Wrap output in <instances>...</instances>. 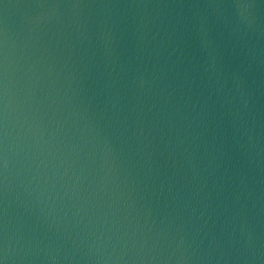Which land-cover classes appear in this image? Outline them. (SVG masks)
I'll list each match as a JSON object with an SVG mask.
<instances>
[{"label": "water", "instance_id": "1", "mask_svg": "<svg viewBox=\"0 0 264 264\" xmlns=\"http://www.w3.org/2000/svg\"><path fill=\"white\" fill-rule=\"evenodd\" d=\"M0 264H264V0H0Z\"/></svg>", "mask_w": 264, "mask_h": 264}]
</instances>
